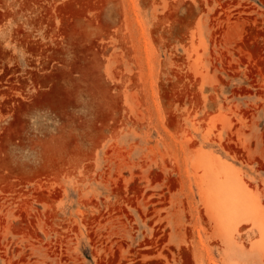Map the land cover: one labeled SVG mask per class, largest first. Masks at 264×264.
I'll use <instances>...</instances> for the list:
<instances>
[{
  "label": "rangeland",
  "instance_id": "1",
  "mask_svg": "<svg viewBox=\"0 0 264 264\" xmlns=\"http://www.w3.org/2000/svg\"><path fill=\"white\" fill-rule=\"evenodd\" d=\"M0 264H264V0H0Z\"/></svg>",
  "mask_w": 264,
  "mask_h": 264
}]
</instances>
